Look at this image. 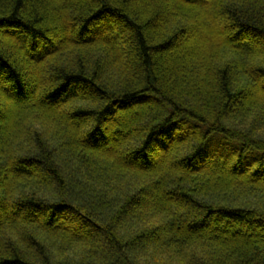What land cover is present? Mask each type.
Instances as JSON below:
<instances>
[{
    "label": "trees",
    "instance_id": "1",
    "mask_svg": "<svg viewBox=\"0 0 264 264\" xmlns=\"http://www.w3.org/2000/svg\"><path fill=\"white\" fill-rule=\"evenodd\" d=\"M0 264H264V0H0Z\"/></svg>",
    "mask_w": 264,
    "mask_h": 264
}]
</instances>
